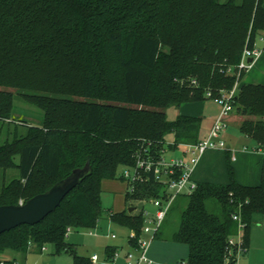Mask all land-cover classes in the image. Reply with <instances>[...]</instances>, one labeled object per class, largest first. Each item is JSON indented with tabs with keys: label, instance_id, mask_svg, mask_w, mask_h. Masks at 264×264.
<instances>
[{
	"label": "trees",
	"instance_id": "trees-1",
	"mask_svg": "<svg viewBox=\"0 0 264 264\" xmlns=\"http://www.w3.org/2000/svg\"><path fill=\"white\" fill-rule=\"evenodd\" d=\"M264 0H0V172L16 174L0 186V205H16L47 190L89 162L90 173L54 211L33 225L0 234L6 250L37 252L52 245L71 252L73 264H94L66 241L67 228H93L102 214L101 182L135 164L144 141L155 156L167 136L179 143L200 139L202 116L166 109L229 90L234 66L264 32ZM232 68L231 71H227ZM231 113L238 129L264 142V84L239 86ZM194 81V82H193ZM42 111L39 124L12 115L14 99ZM225 184L197 182L178 227L163 224L154 239L187 245L178 264H231L229 239L244 224V246L256 215H264V182L239 183L228 167ZM120 179H123L120 174ZM125 199L158 196L160 186L137 182ZM177 197L174 199V201ZM108 211L111 221L140 233L134 207ZM105 250L112 255L113 248ZM2 260L0 264H13Z\"/></svg>",
	"mask_w": 264,
	"mask_h": 264
},
{
	"label": "rangeland",
	"instance_id": "rangeland-1",
	"mask_svg": "<svg viewBox=\"0 0 264 264\" xmlns=\"http://www.w3.org/2000/svg\"><path fill=\"white\" fill-rule=\"evenodd\" d=\"M243 72L239 80V86L246 83L264 84V53L253 63L250 69ZM220 109L221 106L219 104L212 98L206 97L199 101L184 102L178 107L171 106L166 109V115L169 119H173L178 114L202 116L203 119L199 133L200 137H204L206 135V128L218 116ZM12 115L37 125L41 121L42 111L33 105L15 98ZM238 122L239 119L235 113L227 117L228 125L222 133V138L225 141L226 147L227 143L230 145L228 151L226 147L222 149H206L200 155L194 170V176L199 182L227 183L229 180V165L233 169V175L236 180L239 178L241 181H251V175L256 173L255 175L261 181V166L264 155L251 148L254 143L239 131L237 127ZM5 132L6 127L0 125V141L5 137ZM166 141L168 143L172 142L171 136H167ZM121 173L122 169H119L115 177L103 179L101 182L103 190L101 204L103 211L96 226L78 230L70 228V231L66 235V241L73 244L76 254L90 256L94 253L99 257V262H102L105 258L104 247L108 244L118 245L119 256L114 258V264H125L123 256L132 248L128 241L129 229L111 221L107 208L112 211H121L128 204L134 208L138 206L139 198H132L130 201L125 199V192L129 187V183L124 179H120ZM15 174L14 170H7L5 177H3L0 172V186L2 182L7 183ZM184 204L185 202L182 201L180 196L170 204L162 223L167 235L178 227L179 214ZM149 247L157 255L159 264H168V261H175V259L178 262L185 259L187 253V246L185 244L173 242L168 237L153 239ZM45 248H42L39 253L29 252L25 264H73V254L71 252L55 253L52 245H46ZM0 258H2V254H0ZM177 262H172V264H178Z\"/></svg>",
	"mask_w": 264,
	"mask_h": 264
},
{
	"label": "built area",
	"instance_id": "built-area-1",
	"mask_svg": "<svg viewBox=\"0 0 264 264\" xmlns=\"http://www.w3.org/2000/svg\"><path fill=\"white\" fill-rule=\"evenodd\" d=\"M262 53H264V32L258 34L252 47L247 45L244 47L239 62L234 66L237 70L234 85L216 96L206 92V96L219 104L221 109L204 137L195 143H179L176 150L167 148V145L172 142L166 141L158 156L150 153V141H144L141 153L135 154V164L122 170L121 175L129 183L130 192L134 190V184L137 182L151 181L160 186L158 196L139 199L136 208L142 215L143 225L139 234L129 229L128 241L132 248L125 254V264H157L148 256L149 244L159 231L174 199L181 195H190L196 189L197 182L193 178V172L200 155L206 149L226 147L222 133L228 125L227 117L232 110V100L238 89V76L240 72L250 69ZM231 70L232 68H228L227 71ZM251 148L264 155V142L255 143ZM21 203L23 202L20 200L19 204ZM232 218L238 222V231L229 239L228 251L230 254L233 253L231 264H236L238 255L244 252L246 247L242 238L244 224L237 215H233ZM69 231L70 228H67L66 235ZM42 248L45 249V247ZM116 255L115 252L114 257ZM91 260L95 262L97 255L93 254Z\"/></svg>",
	"mask_w": 264,
	"mask_h": 264
},
{
	"label": "water",
	"instance_id": "water-1",
	"mask_svg": "<svg viewBox=\"0 0 264 264\" xmlns=\"http://www.w3.org/2000/svg\"><path fill=\"white\" fill-rule=\"evenodd\" d=\"M89 173L90 165L86 162L83 167L74 169L67 177L25 202L16 205H0V234L21 224L33 225L41 221L54 211L64 196ZM132 210L133 207L128 208L129 212Z\"/></svg>",
	"mask_w": 264,
	"mask_h": 264
},
{
	"label": "crops",
	"instance_id": "crops-1",
	"mask_svg": "<svg viewBox=\"0 0 264 264\" xmlns=\"http://www.w3.org/2000/svg\"><path fill=\"white\" fill-rule=\"evenodd\" d=\"M231 114L232 113L230 112L228 117H230ZM238 119H239V117H238ZM213 120L210 122V125L206 128V133H207L208 129L211 127ZM237 127H238V125H237ZM245 137L247 139H249L250 141H252L248 136L245 135ZM200 138H202V137H200ZM253 143L255 144L254 141H253ZM229 147H230V145L227 143V147H226L227 151L229 150ZM261 167H262V174H261V179H260L261 181H259V177L257 175H255L256 173H253L251 175V179H250L251 181H241L239 178H237V181L239 183L246 184V185H258L261 182H264V160H262V166ZM193 178L196 180V182H199L196 179V177L194 176V172H193ZM204 182H207V181H204ZM130 207H132V206H129V204H128V206L125 208H127V211H128V208H130ZM107 210L112 211L109 208H107ZM106 246H111L113 248L111 256L109 255L110 253L105 250ZM106 246L104 247V252H105L104 260L102 262H99V257L97 256V260L95 262L91 260L94 264H114V261H113L115 258L114 253L115 252L117 253L116 257L119 256L118 245L108 244ZM187 251H188V248H187ZM29 252L39 253L33 247H31L25 254L20 253V252L11 251V250H6L2 253V260L10 259V260H13L14 262H18L19 264H25L27 254ZM93 254H91L90 256H86V257H89L91 259V256ZM148 256L155 263L159 264L157 261L158 260L157 255L153 251H151L150 247L148 249ZM186 256H187V253H186ZM123 259L125 260V256H123ZM110 260L113 262H111ZM168 262H169L168 264H172V262H177V260L175 259V261H168ZM236 264H264V215H256L254 217V222H253V224L250 228V231H249L246 250L238 255V257L236 259Z\"/></svg>",
	"mask_w": 264,
	"mask_h": 264
}]
</instances>
